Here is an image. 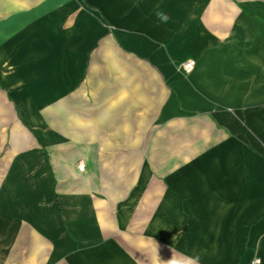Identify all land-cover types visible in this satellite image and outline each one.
<instances>
[{
  "label": "crops",
  "instance_id": "0c3cea01",
  "mask_svg": "<svg viewBox=\"0 0 264 264\" xmlns=\"http://www.w3.org/2000/svg\"><path fill=\"white\" fill-rule=\"evenodd\" d=\"M195 257L264 264V0H0V264Z\"/></svg>",
  "mask_w": 264,
  "mask_h": 264
},
{
  "label": "built area",
  "instance_id": "2783aa9c",
  "mask_svg": "<svg viewBox=\"0 0 264 264\" xmlns=\"http://www.w3.org/2000/svg\"><path fill=\"white\" fill-rule=\"evenodd\" d=\"M194 67H195V61L192 59H186L179 65V69L181 72H183V74L191 73L194 70ZM78 168L80 170H83V166H78ZM252 264H260V260L254 259L252 261Z\"/></svg>",
  "mask_w": 264,
  "mask_h": 264
},
{
  "label": "clouds",
  "instance_id": "9594fccd",
  "mask_svg": "<svg viewBox=\"0 0 264 264\" xmlns=\"http://www.w3.org/2000/svg\"><path fill=\"white\" fill-rule=\"evenodd\" d=\"M160 19L164 20V21H167L168 17L165 13H158L157 14ZM191 264H199V258L198 257H195V258H192V261H191Z\"/></svg>",
  "mask_w": 264,
  "mask_h": 264
}]
</instances>
